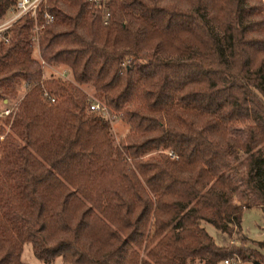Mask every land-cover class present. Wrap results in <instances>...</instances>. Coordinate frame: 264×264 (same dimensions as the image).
Returning a JSON list of instances; mask_svg holds the SVG:
<instances>
[{
	"label": "trees",
	"instance_id": "trees-1",
	"mask_svg": "<svg viewBox=\"0 0 264 264\" xmlns=\"http://www.w3.org/2000/svg\"><path fill=\"white\" fill-rule=\"evenodd\" d=\"M11 5L0 0V18ZM107 7L103 24L85 0H45L38 58L31 17L0 30V101L27 86L0 124V264H22L23 242L44 262L264 264V240L240 233L245 206L230 194L243 187L264 216V0ZM40 61L71 81L44 79ZM82 85L121 114L117 144Z\"/></svg>",
	"mask_w": 264,
	"mask_h": 264
},
{
	"label": "rangeland",
	"instance_id": "rangeland-1",
	"mask_svg": "<svg viewBox=\"0 0 264 264\" xmlns=\"http://www.w3.org/2000/svg\"><path fill=\"white\" fill-rule=\"evenodd\" d=\"M4 19V17L0 18V22ZM32 56L38 58L37 47L32 46ZM42 77L44 79L52 77H58L63 80L71 81V76L67 69L62 65H48L44 64L42 67ZM80 88L83 90L87 99H95L98 101H102V99L97 96V94L93 91L90 85H82ZM12 95H8L2 101H0V124H2L3 119L7 115H1L4 110H8V113H14L17 109V106L22 99V94L15 89ZM112 114L115 115V118L109 123V133L110 139L112 143L115 145L118 141L124 136V134L128 130V126L122 121L121 114L117 112L111 111ZM1 139V136H0ZM170 151L168 149L160 150L162 153H166ZM234 154L236 156L235 159H229L231 161V165H233L238 171H244L243 168V158L245 154L241 149L235 148ZM234 200H240V202L245 206V209L242 211L241 215V228L240 233L244 234L250 239L255 240H264V216L259 208L257 207H247L248 195L246 194L243 187H239L237 191L230 193ZM241 194L244 197H241ZM201 225L204 226L206 231L214 238L216 242H221L223 239V235L220 234L217 230L213 229L211 225L204 224L201 222ZM229 240V239H228ZM264 253V249L262 250ZM20 259L22 264H70L69 262H63L60 256H56L51 262H44L42 260L37 259L31 251L30 245L28 242L22 243V250L20 254ZM242 264H251L248 261H243Z\"/></svg>",
	"mask_w": 264,
	"mask_h": 264
},
{
	"label": "built area",
	"instance_id": "built-area-1",
	"mask_svg": "<svg viewBox=\"0 0 264 264\" xmlns=\"http://www.w3.org/2000/svg\"><path fill=\"white\" fill-rule=\"evenodd\" d=\"M90 6L99 8L102 13V22L106 24L108 18L110 16V12L107 7L108 0H85ZM45 2V0H12V5L8 10L7 15L0 22V30L10 26L17 20H19L23 16H29L33 19V28L31 31L30 41L32 46L37 47L38 36L44 24L48 23L51 18L48 14H43L41 20L38 19V12L41 5ZM8 38H3V43H7ZM45 63L40 61L41 67H43ZM14 89L22 94V96L26 93L27 86L23 81H17L14 84ZM40 96L42 100L45 102L52 104L55 102L53 96H51L43 87H41ZM87 108L89 111H93L98 113L108 122H111L115 115L112 114L111 110L106 107L101 101L95 99H88ZM7 115L8 110H4L1 115ZM167 156L170 159H175L176 155L172 151L166 152ZM222 264H242V261L237 256L227 257L222 259Z\"/></svg>",
	"mask_w": 264,
	"mask_h": 264
},
{
	"label": "water",
	"instance_id": "water-1",
	"mask_svg": "<svg viewBox=\"0 0 264 264\" xmlns=\"http://www.w3.org/2000/svg\"><path fill=\"white\" fill-rule=\"evenodd\" d=\"M252 264H261V263L258 261H252Z\"/></svg>",
	"mask_w": 264,
	"mask_h": 264
}]
</instances>
